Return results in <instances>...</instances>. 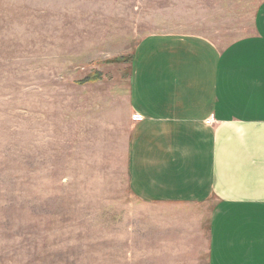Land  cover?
I'll list each match as a JSON object with an SVG mask.
<instances>
[{
    "label": "rangeland",
    "instance_id": "1",
    "mask_svg": "<svg viewBox=\"0 0 264 264\" xmlns=\"http://www.w3.org/2000/svg\"><path fill=\"white\" fill-rule=\"evenodd\" d=\"M206 2L0 0V264H208L209 207L137 201L126 158L140 40L249 33Z\"/></svg>",
    "mask_w": 264,
    "mask_h": 264
},
{
    "label": "crops",
    "instance_id": "2",
    "mask_svg": "<svg viewBox=\"0 0 264 264\" xmlns=\"http://www.w3.org/2000/svg\"><path fill=\"white\" fill-rule=\"evenodd\" d=\"M251 1L246 36L151 33L129 74V190L208 206V264H264V0Z\"/></svg>",
    "mask_w": 264,
    "mask_h": 264
}]
</instances>
